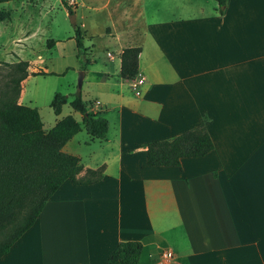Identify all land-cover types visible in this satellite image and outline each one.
I'll return each instance as SVG.
<instances>
[{
    "label": "crops",
    "instance_id": "obj_1",
    "mask_svg": "<svg viewBox=\"0 0 264 264\" xmlns=\"http://www.w3.org/2000/svg\"><path fill=\"white\" fill-rule=\"evenodd\" d=\"M59 1L74 15L68 39L77 24L112 55L93 69L94 44L83 39L89 63L77 66L94 87L82 97L89 111L109 121L106 137L82 128L63 147L81 159L78 178L104 169L95 183L65 180L0 264H106L123 241L142 244L139 264H157L165 249L173 258L163 264H264V0H228L222 11L216 0ZM39 2L41 20L55 1ZM127 47L141 48L139 93L119 74ZM40 70L28 66L20 104ZM203 122L213 142L206 155L147 163L148 143Z\"/></svg>",
    "mask_w": 264,
    "mask_h": 264
},
{
    "label": "trees",
    "instance_id": "obj_2",
    "mask_svg": "<svg viewBox=\"0 0 264 264\" xmlns=\"http://www.w3.org/2000/svg\"><path fill=\"white\" fill-rule=\"evenodd\" d=\"M9 0H0V3ZM220 11L228 0H216ZM73 14L70 6L64 3ZM8 13L0 11V20ZM74 40L81 68L85 59L84 35L75 24ZM53 41H50L52 44ZM140 47H127L120 55V77L130 80L138 74ZM8 83L0 90V258L33 225L47 200L67 179L75 184H91L102 177L103 166L77 175L83 166L78 156L65 153L64 145L82 128L93 139H104L109 129L106 117L89 111L80 91L68 100L56 92L50 102L56 121L45 131L39 109L18 102L21 82L28 76L29 63L19 60L8 64ZM34 75H47L37 71ZM65 104L81 114L78 121L71 114L59 117ZM213 149L212 139L204 125L186 130L165 140L147 145V163L151 166H178L183 158L201 157ZM142 244L138 241L119 242L106 264H139Z\"/></svg>",
    "mask_w": 264,
    "mask_h": 264
},
{
    "label": "rangeland",
    "instance_id": "obj_3",
    "mask_svg": "<svg viewBox=\"0 0 264 264\" xmlns=\"http://www.w3.org/2000/svg\"><path fill=\"white\" fill-rule=\"evenodd\" d=\"M54 1L53 9L49 7L52 11L41 20L37 19L41 5L39 0H9L0 3V11L8 13L7 17L0 20V90L8 83L10 72L8 64L19 60H30L29 68L36 67L41 70L46 68L52 72L53 74L47 75L30 74L22 85V104L36 106L39 109L46 129L52 128L57 118L50 107L56 92L68 95L71 99L80 91L84 99H89L88 92L94 89L93 85L87 82L80 88L78 86L79 74L84 70L77 67L81 62L77 59L75 41L68 39L73 26L66 8L59 0ZM98 15L89 17L95 21V27L103 21V16ZM37 24L48 28V33L45 34L47 37L44 38L36 29ZM55 35L64 40L56 42L55 46L51 47L49 38ZM84 42L87 45L94 44V47H90L89 54L90 59L95 61L92 63L93 69H100L110 61L107 55L110 48L103 43L101 37L91 42L84 36ZM35 51L37 53L34 56ZM37 54L41 57H37ZM73 66H76L75 69ZM68 114H72L78 121L81 120V114L74 111L69 104H65L60 116ZM82 133L86 135L84 130Z\"/></svg>",
    "mask_w": 264,
    "mask_h": 264
},
{
    "label": "built area",
    "instance_id": "obj_4",
    "mask_svg": "<svg viewBox=\"0 0 264 264\" xmlns=\"http://www.w3.org/2000/svg\"><path fill=\"white\" fill-rule=\"evenodd\" d=\"M108 55L111 57V53H108ZM144 76L141 74H137L135 78L129 80V86L134 89L136 93L140 92V86L144 83ZM173 258V255L171 251L169 250H162L161 252V260L158 261L157 264H163V260H171Z\"/></svg>",
    "mask_w": 264,
    "mask_h": 264
},
{
    "label": "water",
    "instance_id": "obj_5",
    "mask_svg": "<svg viewBox=\"0 0 264 264\" xmlns=\"http://www.w3.org/2000/svg\"><path fill=\"white\" fill-rule=\"evenodd\" d=\"M70 21H71L72 24L75 23V21H74V15L73 14L70 15ZM83 77H84V71H81L80 74H79V79H78V86H79V88L82 85Z\"/></svg>",
    "mask_w": 264,
    "mask_h": 264
}]
</instances>
